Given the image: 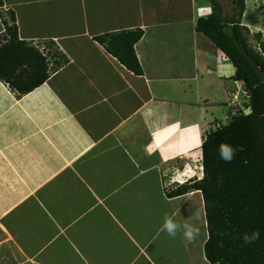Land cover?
Wrapping results in <instances>:
<instances>
[{
    "label": "crops",
    "instance_id": "1",
    "mask_svg": "<svg viewBox=\"0 0 264 264\" xmlns=\"http://www.w3.org/2000/svg\"><path fill=\"white\" fill-rule=\"evenodd\" d=\"M0 2L1 44L17 31L0 73L47 74L25 94L0 79V264H209L201 193H170L203 177V139L231 119L234 67L197 29L212 0ZM138 30L135 74L108 41Z\"/></svg>",
    "mask_w": 264,
    "mask_h": 264
},
{
    "label": "trees",
    "instance_id": "2",
    "mask_svg": "<svg viewBox=\"0 0 264 264\" xmlns=\"http://www.w3.org/2000/svg\"><path fill=\"white\" fill-rule=\"evenodd\" d=\"M212 2L211 15L199 19L197 29L230 60L234 78L242 81L250 96L246 105L249 113L234 116L227 124L206 134L201 144L203 177L181 185L170 195L194 190L201 193L207 230L204 255L209 264H264V82L253 67L257 65L264 74V58L249 46L242 31L247 29L240 26L244 0L232 1L231 27L222 24L220 4ZM9 18L14 20L12 14ZM4 25L8 38L4 36L2 44L0 39V55L9 53L17 40L16 27L7 22ZM141 35L139 30L121 33L108 41L110 52L135 74H140L141 69L133 46ZM255 38L260 41V34ZM98 40L106 42L107 38ZM259 46L263 49L261 43ZM26 50L33 55L31 71L45 69L44 59L32 49ZM29 77L31 82L26 83V79L11 80L0 73V79L20 94L41 85L47 74L44 70L42 77ZM226 151L231 152V159L225 158ZM254 233L259 234L258 238L252 239ZM245 236L249 237L248 241Z\"/></svg>",
    "mask_w": 264,
    "mask_h": 264
},
{
    "label": "rangeland",
    "instance_id": "3",
    "mask_svg": "<svg viewBox=\"0 0 264 264\" xmlns=\"http://www.w3.org/2000/svg\"><path fill=\"white\" fill-rule=\"evenodd\" d=\"M215 2L220 3L223 17L227 19L232 17L234 13L233 5L225 3L223 0H215ZM244 3L245 10L240 20V26L246 27L247 29V31H242L247 37L249 46L264 58V0H244ZM257 33L260 34V41H257L255 38ZM260 43L263 45V49L259 47ZM237 84L243 86L242 81H238ZM193 160L195 159L193 158ZM174 181L179 180L175 178Z\"/></svg>",
    "mask_w": 264,
    "mask_h": 264
},
{
    "label": "built area",
    "instance_id": "4",
    "mask_svg": "<svg viewBox=\"0 0 264 264\" xmlns=\"http://www.w3.org/2000/svg\"><path fill=\"white\" fill-rule=\"evenodd\" d=\"M43 48H41L42 50ZM232 85L227 87V95L229 98V107L231 118L239 114L246 115L249 113V108L246 106L249 103L250 96L243 88L238 85V81L232 80ZM201 153L197 154L196 161L201 163Z\"/></svg>",
    "mask_w": 264,
    "mask_h": 264
},
{
    "label": "clouds",
    "instance_id": "5",
    "mask_svg": "<svg viewBox=\"0 0 264 264\" xmlns=\"http://www.w3.org/2000/svg\"><path fill=\"white\" fill-rule=\"evenodd\" d=\"M211 13H212V11L209 12V15H211ZM226 59H228V58L226 57ZM231 80H236L234 78V73L231 76ZM236 81H238V80H236ZM224 155H225L226 159H231V152L230 151H226ZM201 157H202V153H201ZM201 162H202V159H201ZM163 229L166 230L168 235L171 237H175L179 232L183 231L184 238L186 240H188L189 242L194 240L195 236L198 234V229L196 227H194L192 224L186 222L183 225H181V224L177 223L176 221H174V219L172 217H165ZM258 235H259L258 233H254L252 239L258 238ZM244 239L246 241H248L249 237L245 236Z\"/></svg>",
    "mask_w": 264,
    "mask_h": 264
},
{
    "label": "water",
    "instance_id": "6",
    "mask_svg": "<svg viewBox=\"0 0 264 264\" xmlns=\"http://www.w3.org/2000/svg\"><path fill=\"white\" fill-rule=\"evenodd\" d=\"M253 67H254L255 71L257 72V74H258L260 80H261L262 82H264V74H263V72L258 68L257 65L253 64Z\"/></svg>",
    "mask_w": 264,
    "mask_h": 264
}]
</instances>
